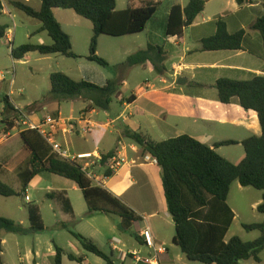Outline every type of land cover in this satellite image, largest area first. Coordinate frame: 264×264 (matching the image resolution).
Masks as SVG:
<instances>
[{"label": "trees", "instance_id": "trees-1", "mask_svg": "<svg viewBox=\"0 0 264 264\" xmlns=\"http://www.w3.org/2000/svg\"><path fill=\"white\" fill-rule=\"evenodd\" d=\"M234 2L242 6L245 0H234ZM11 5L27 17L38 20L41 24L39 30L45 32L51 39L48 45L27 43L11 49L10 55L14 60L22 61L32 52H38L41 56L62 55L66 58H76L72 52L70 36L54 18V11L63 9L74 11L76 15L89 20L92 24L93 36L89 44V56L86 58L88 62L104 67L108 63L96 55L99 37L108 35L119 38L142 33L157 12L159 2L145 1L138 8L127 7L121 11L116 10L115 0H40L39 9L18 1L12 2ZM204 8V0H188L185 7L179 4L173 5L168 15L165 35L180 37L183 30L193 24ZM3 10L4 6L0 0V11ZM6 28V26L0 27V38H4ZM251 29L258 32L264 42V15L253 22ZM244 37V30L231 34L227 30L225 21L219 19L215 21V34L203 38L198 51H240ZM166 60V54L161 47L148 43L144 49L128 57L127 65L136 67L151 63L160 75ZM50 85L51 88L42 103L54 102L60 105L81 99L89 103L85 111L94 108L108 110L112 97L118 90L117 83L111 80L103 86H98L86 80H72L63 72L52 73ZM1 87L2 85H0V92ZM214 87L218 102L226 105L236 98L243 110L252 111L257 116L261 135L249 137L240 142L244 149V158L240 163L234 165L216 152L220 146L235 145L236 142L233 141H221L210 147L190 136L183 135L156 142L130 129L126 130L125 136L144 154L156 160L161 174L167 212L175 227L172 242L186 260L200 264H239L246 260L259 263L260 254L264 251V222L242 225L246 231L259 233L253 241L248 242L232 237L225 242L224 236L227 235L234 218L232 210L227 205V196L233 182L237 181L242 187H250L262 192L257 213L264 215V75L252 74L246 80L220 78L215 82ZM0 102L3 105L1 113L7 115V120L0 119V132L7 135L15 127L12 118L18 117L21 112L11 103L8 95L1 97ZM18 137L29 152L28 157L14 170L19 180L21 193L26 191L36 176L50 173L72 181L81 191L87 205V216L94 214L117 216L123 228L131 227L141 221L131 208L89 180L79 166L61 161L52 154L36 130L24 129ZM110 157L109 154L103 155L100 165L103 167ZM101 171L108 178L112 176L108 169L101 168ZM20 192L0 180V196L15 197ZM55 197L64 204L65 213L72 214L70 201L60 193L49 195L50 199ZM27 213L28 228H24L11 219L0 217V231L20 236L42 233L44 224L36 205L28 206ZM63 228L65 229L66 226ZM71 234L84 251L102 259L105 264H114L112 255H106L91 239L82 237L80 234ZM54 249V264H62L64 251L57 245H54ZM66 258L83 264L80 256L66 254Z\"/></svg>", "mask_w": 264, "mask_h": 264}, {"label": "rangeland", "instance_id": "rangeland-1", "mask_svg": "<svg viewBox=\"0 0 264 264\" xmlns=\"http://www.w3.org/2000/svg\"><path fill=\"white\" fill-rule=\"evenodd\" d=\"M4 8L7 15L0 16V24H4L7 32V36H12L11 47L5 40L6 38H0V74H2L5 81L2 82L0 100L4 95H8L15 102V104L22 108L21 115L12 118L14 128L10 130L8 135H3L0 132V179H5L9 186L17 192H20L19 180L16 176H13L11 171L6 167L14 166L16 161L8 162L4 159H10L15 153L23 147L22 141L19 139L18 134L21 130L26 128L23 122L27 120L26 117L38 114L44 116L46 114H54L58 112L62 118L75 117L84 108V102L82 100H74L70 102L61 103L60 107L55 110L50 109V103H42L43 99L47 95L50 85V75L54 72H63L66 76L75 81L86 80L89 83H93L98 86H103L107 81L111 80L117 83L118 90L112 97V102L109 110L99 109L100 121L105 122L108 118L109 121L115 119L118 115L123 114L127 117L129 111L124 112V108L120 104V99L123 97H130L132 94H144L143 98L138 103V107L149 110L155 114V103H161L165 108H171V99L175 100L181 109L183 110V119L173 118L174 115H169V122L175 124L171 133L167 137H177L180 133H184L190 136H197L204 133L209 135L205 141L210 145L221 141H234L235 145H223L218 148V154L223 156L232 164H238L244 157V149L240 144V141L246 139L249 135L241 127H234L231 124L220 125L210 124L204 125L201 122L202 119L207 118L213 120L224 111L228 114V120H234L240 118L241 115L251 114L243 110L238 105L222 106L217 100L216 94L212 99L210 89H202L194 86L192 81L189 80L187 85H176L177 79L173 76L167 77L166 82L162 83L161 78L158 76L151 64L142 68L140 66L129 67L127 65V59L133 53L138 50L144 49L148 43L162 46L164 44L163 39L159 37L158 33L161 32V28L158 25L159 18H164L173 4H183L185 0H115L116 10L121 11L127 7H140L145 1L158 2L159 5L154 18L150 20L142 33L130 34L119 38H112V36L101 35L98 39L96 46V55L104 59L108 65L99 66L95 63L87 61L89 56V44L91 42L93 31L92 24L89 20L83 19L75 14L72 10H62L64 15L60 16L61 25L64 32L71 36L72 52L76 58H66L62 55H50L41 56L38 52H32L26 55V58L22 61L14 60L11 55V49H16L24 44H38L41 39L49 40L47 35L41 36L35 31L38 26L41 25L38 20L27 17L23 12L11 5L12 2H21L33 8L40 6V0H3ZM256 1V0H252ZM227 11L226 15H230L232 11L229 5H224ZM215 0H212L210 4H207L205 17L211 18L216 13ZM215 20L214 18H211ZM15 25V27L13 26ZM13 33V34H11ZM32 34L31 39H27V35ZM191 32H186L185 43H191ZM181 48V45L179 46ZM180 56V55H179ZM195 61L210 62L214 60V57L210 54H193ZM200 56V57H199ZM198 57V58H197ZM189 61V60H188ZM166 68H169L171 63H167ZM170 73V72H169ZM188 73V72H185ZM191 73V72H190ZM192 74V73H191ZM170 75V74H168ZM13 80V84L10 87V83ZM149 84V87H144ZM156 89L160 92L155 93ZM202 89V90H200ZM209 94L205 96L204 102H200L195 98L196 93L204 92ZM217 93V92H214ZM237 102V100H236ZM37 103V105H34ZM216 103H219V109L216 110ZM32 106V107H31ZM43 106L49 107L44 109ZM31 107V108H30ZM237 107V108H236ZM25 108V109H23ZM27 108H30L27 110ZM237 109V111H236ZM3 105L0 102V119L7 120V115H3L1 112ZM247 112V114H246ZM150 118L140 117L139 121L142 126L141 131H150ZM150 133V132H149ZM116 134L109 136L111 145L117 142ZM154 137V136H153ZM125 143H128V139H123ZM98 173L101 169L95 166ZM102 172V171H101ZM60 180L62 182H56ZM102 178V177H101ZM95 184V183H94ZM47 187H60L67 191L70 199L72 214L65 213L63 207L64 204L60 199L55 197L50 199V191ZM151 192V189L148 187ZM254 195L250 198L244 206L249 210L245 221L249 223H259L264 219V215L258 214L256 211L252 212L250 205L255 200V195H260L262 192L250 189ZM58 194L54 192L53 195ZM64 196L65 193L63 194ZM25 196H28L30 201H25ZM242 197L236 192L230 193L231 199L239 200ZM36 205L40 211V215L43 220L44 230L40 234H28L26 236H20L16 234L0 231V244L2 253L0 254V262L2 264H30L28 260L23 258V253L27 249H33L39 247L47 254V247L49 245L54 248L57 245L63 249L67 254H74L84 259V264H105V262L96 257L95 255L83 250L79 242L72 236L71 233L80 234L82 237L89 239L90 236L94 237L93 231L98 228L101 231L100 236L96 237L95 245L102 250L106 255H112L111 259L114 264H133L129 257L123 259V255L119 250H123L126 253L127 250H135L136 254L140 257H149V249L145 247L142 249L140 242L137 240L136 233L138 232L137 223L131 227L123 229L121 226V220L117 216H107L103 214H95L94 218H87V205L84 201L81 191L74 186L72 181L60 178L59 176L52 175L50 173H42L36 176L32 182L28 185L26 191L15 197H2L0 196V217L11 219L13 222L21 223L24 228L29 227L28 221V206ZM241 219H237L233 225L231 234L233 237L240 235L243 241H253L256 233L253 236H249L240 227ZM63 226H66L64 229ZM173 231L171 230V233ZM166 233V231H165ZM164 233V235H165ZM175 234V229H174ZM142 241V240H141ZM172 245V244H171ZM117 247V250L112 248ZM177 254H182L176 247ZM182 256V255H181ZM20 257L22 261H20ZM46 257V256H45ZM264 257V256H262ZM46 264H54L53 258L49 259L48 256L43 259ZM187 264H200L198 262L185 261ZM62 264H79L77 262L69 261L66 257L63 258ZM248 264H255L249 262ZM260 264H264V260Z\"/></svg>", "mask_w": 264, "mask_h": 264}, {"label": "crops", "instance_id": "crops-1", "mask_svg": "<svg viewBox=\"0 0 264 264\" xmlns=\"http://www.w3.org/2000/svg\"><path fill=\"white\" fill-rule=\"evenodd\" d=\"M1 1L3 3V6H5L4 1L3 0ZM185 1H186L185 3L179 5L185 7L188 0ZM204 1H205L204 11L197 16V18L195 19V21H193V24L190 27L183 30L182 35L180 37L165 35L166 24L169 13L164 18L162 19L159 18L158 25L161 28V32L158 33V35L160 38L163 39L164 44H162V46L151 43L149 44L161 47L166 54L167 60L164 64V70L160 75H158L161 78L162 83L166 82V78L168 76L169 77L173 76L177 80L179 77H182V79H184L185 77L190 81H192V84L198 88H202V89L205 88L212 90L210 96L213 99L215 96L214 94H216L214 92H217L214 85L215 82L220 78H229L231 80H246L249 79L252 76V74L256 76L264 75V42H262L259 33L251 29V25L253 24V22H256L258 18L264 15V0H256V1L245 0V3L242 6L236 5L234 0H215V8H217V10L214 16L211 17L214 18L215 20L205 17L206 6L207 4H210L212 0H204ZM226 3L232 9V11H230V15L229 14L226 15L227 11L224 8V5H226ZM39 7L35 9H39ZM64 14L65 12L62 11L60 12L59 9H56L54 11V15H55L54 18L57 20V22L60 25H61L60 16ZM3 15H7L5 8L3 11H0V16ZM219 19H223L225 21L227 30L231 34L239 30L245 31V37L240 51H230V50H223L217 52L198 51L199 46L201 45L200 43L201 40L205 37L208 38L215 34V21ZM2 26L5 25L0 24V27ZM39 28L40 25L38 26L35 32L41 36H44L46 33L41 32ZM187 31L191 32L190 37L192 41L190 44L185 43V37ZM31 35L32 34L27 35V39H31L32 37ZM7 37H8L7 32L5 31L4 38ZM46 37H48V35ZM48 39L49 40L45 41L46 39L43 38L41 39V41L37 43L40 45H48L51 43L50 41L51 39L49 37ZM180 45L181 48H179ZM202 53L210 54L211 56L214 57V60L210 62L199 61V59L198 60L195 59V61H191V59H193L192 56L193 54L199 55ZM169 62L171 63L172 66L166 68L167 63ZM149 64L151 63H146L140 67L145 68ZM187 79L186 80L184 79L185 83L182 86L187 85L189 83V80ZM3 81H5V79L4 78L1 79L0 77V85H2ZM176 85H177V81H176ZM10 87H11V83H10ZM144 87H149V84H146ZM157 92L159 93L160 91L156 89L155 93ZM10 94L11 93H9L8 96L11 103L15 106L16 109H19L21 111L22 108L18 107L15 104V102L10 97ZM144 94H146V92H143L139 95L132 94L128 98L127 97L121 98L120 104L124 108V112L129 111L127 117H125L123 113L118 115L115 119L111 121H109L108 118H106L105 122L100 121L98 115L99 109L94 108L89 111H85V108H87L89 103H86L85 101L82 100L84 102V108L78 113V115L80 113H83L86 119L89 120L91 124L95 126L94 131L90 134L78 132L75 135L68 133H64V134L61 133L58 136V138L59 140H61V142L64 145H66L74 153H84V152L94 153L99 156L109 154L111 156L113 155L117 156L119 159L123 160L120 166L116 169V171L112 173V176L109 178L107 176L102 177L101 170L99 171V173L97 172L100 178L102 177L101 187L107 190V192L111 194L113 197L119 199L123 204L131 208V211L141 218V221L137 223L138 232L136 233V237L139 240L140 242L139 244L142 246V249H145V246L143 245V242L139 237V233L141 232L142 229L146 227L150 229L151 236L154 240L155 245L163 246L166 248L167 250L166 253L158 257V264H187V262H185L188 261L185 259L186 257L183 254H181L182 256L180 254H177V252L175 251V248L177 246L174 245L172 242L175 227L171 216L167 212V206L162 190L163 185H162L159 168L157 167L155 162L146 160V157H151V156L148 154H144L137 145L133 144L132 141L129 140L128 143H125L123 141V139H127L125 136V132L127 129H130L133 132L142 133L156 142L174 138V137H167V135L171 133V131L173 130V127L176 126L175 124L169 122V115L174 114L172 116L173 118L183 119L184 112L181 109L180 106L181 104L179 103V105H176L178 103L172 99L170 100L171 105H173L171 108H165L163 104L156 102L155 114L151 113L149 110L143 109L141 107L139 108L138 103L143 98ZM208 95L209 94L205 93L204 91L202 93H196L195 98H197V100H199L200 102H204L205 96ZM236 100H237L236 98H233L230 104H226V105L222 104V106H228V108L231 105L239 106V103L238 101L236 102ZM219 103H216L217 104L215 106L216 110L219 109ZM43 107L44 109L46 108L49 109V107L47 106H43ZM57 107L59 108L60 105H58L57 103H50V109L55 110V108ZM141 116L150 118L149 119L151 124L150 131H146V132L141 131L142 126L139 121V118ZM256 117H257L256 114L252 112L251 114H247L246 116L241 115L240 118H235L234 120L229 121L228 114L226 113V111H224L222 115H220L219 117L213 120L207 118V120L202 119L201 122L204 123V125L231 124L234 127H241L246 132H248V134H251L247 138L260 137L261 129ZM26 118L27 120L32 122H37V121L39 122L43 118V116H39L38 114H33L32 116H28ZM108 122H111V124L109 126H106L105 124ZM114 134L118 136L116 137L117 142L114 145H111L109 144L110 141L108 135L112 136ZM183 135H187V134L180 133L178 136H183ZM199 136L200 137L197 136L195 137L190 136V137L194 138L195 140L201 143H204V145L209 146V144L205 142L208 139L209 135H205L204 133H202ZM213 145H210V147ZM216 151L218 152V149H216ZM28 155L29 152L23 145V147L19 149V151L15 153L10 159L4 158L7 161L5 166H7L8 162L18 161L16 164H14V166H11V168L6 167V169L11 171L13 176H16L14 170L25 158L28 157ZM53 179L56 182L58 181L62 182L60 180H56V178ZM0 180L3 183L8 182L5 179H0ZM148 187L151 189V192L148 190ZM250 189H251L250 187H242L237 181L233 182L231 188L229 189V193L227 196V205L232 210V213L234 214V218L228 230L227 235L224 236L225 242H228L234 236L233 234H231V230L233 225L236 223L237 219L239 218L241 219L240 227L243 231H245L249 236H253L256 233L254 239H256L259 236L258 232H249L243 229L242 227L243 224H254L245 221V218L247 217V212L249 210H247L244 204H242L248 201V199L250 198L249 196L254 195V193H251L252 191H250ZM47 190L50 191V195H52L54 192H58L60 194L65 193L66 196L64 197L65 198L68 197L67 191L64 190L63 188L47 187ZM231 191L233 193L236 192V194H240L242 197H240L239 200L234 198L231 199L230 198ZM255 196L257 197H255L254 202H252V204L250 205L252 212L254 211L257 212V207L261 203L262 193L260 195L258 194ZM67 199L70 201L69 198ZM94 217L95 214L91 216H87V218L89 219ZM261 222H264V219H262L259 223ZM21 223L22 222H20L19 224ZM171 230L173 231L172 233ZM93 234L94 237L90 236L89 239H91L94 243H96L97 239L95 236L98 237L102 233L98 228H95ZM238 237H240V235ZM112 250H117V247L115 246L114 248H112ZM119 252L122 253L123 255L122 257L124 259L125 257L127 256L129 257V255L136 253L137 251L129 249L127 250L126 253H123V250H119ZM54 254H55V249L52 248L51 245L47 247V254L44 253V250H42L41 248L39 247L36 248L34 246L32 250L27 249L23 253V258L25 260H28L30 264H46L43 259L46 258L47 256L49 259H52ZM66 254L67 253L64 252L62 256V260L64 257H66ZM148 254L150 256V251ZM262 256H264V251H262L260 254L261 260L259 263H255L251 260L250 261L246 260L239 262V264H248L249 262L260 264L262 260H264V257ZM21 258L22 257H20V261H22ZM21 264L23 263L21 262ZM83 264H84V259H83Z\"/></svg>", "mask_w": 264, "mask_h": 264}, {"label": "built area", "instance_id": "built-area-1", "mask_svg": "<svg viewBox=\"0 0 264 264\" xmlns=\"http://www.w3.org/2000/svg\"><path fill=\"white\" fill-rule=\"evenodd\" d=\"M13 26L15 27L14 24ZM12 39V36L5 39L7 43L10 44V47ZM0 77L1 79H3L2 74ZM12 84L13 80L11 81V86ZM110 124L111 122H108L105 125L109 126ZM23 125L26 126V128L24 129L36 130L40 138L50 148L52 154L60 158L61 161L79 166L84 171L85 176L93 183H95L96 186L101 187L102 179L100 178L97 171H95V166L98 169H108L111 173H113L123 161L117 156L113 155L109 159H107V161H105L102 167L100 165L102 156L85 152L74 153L66 145H64L61 140H59L58 136L61 133L75 135L78 132L90 134L94 131L95 126L86 119L83 113H80L77 117H70L68 119L62 118L59 113L47 114L43 116V118L39 122L26 120L23 122ZM146 160H150L156 163V160L153 157H146ZM102 173L103 172H101V176L105 177V175ZM25 201H30L28 196H25ZM139 237L141 238L143 245L150 250V256L140 257V255L133 253L129 255V259L133 264H158V257L166 253V248L163 246L155 245L154 240L151 236V231L148 227L141 230V232L139 233Z\"/></svg>", "mask_w": 264, "mask_h": 264}, {"label": "water", "instance_id": "water-1", "mask_svg": "<svg viewBox=\"0 0 264 264\" xmlns=\"http://www.w3.org/2000/svg\"><path fill=\"white\" fill-rule=\"evenodd\" d=\"M185 83V80L182 79V77H179L177 80V85H183Z\"/></svg>", "mask_w": 264, "mask_h": 264}]
</instances>
